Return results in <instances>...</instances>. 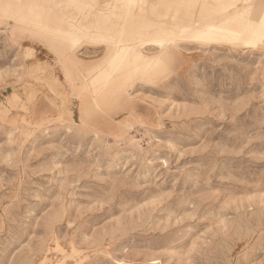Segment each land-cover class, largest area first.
<instances>
[{
    "label": "rangeland",
    "instance_id": "374dc122",
    "mask_svg": "<svg viewBox=\"0 0 264 264\" xmlns=\"http://www.w3.org/2000/svg\"><path fill=\"white\" fill-rule=\"evenodd\" d=\"M101 15L61 62L50 34L0 22V264H264V46L180 41L130 60L119 99L90 61L156 37Z\"/></svg>",
    "mask_w": 264,
    "mask_h": 264
},
{
    "label": "bare ground",
    "instance_id": "6f19581e",
    "mask_svg": "<svg viewBox=\"0 0 264 264\" xmlns=\"http://www.w3.org/2000/svg\"><path fill=\"white\" fill-rule=\"evenodd\" d=\"M89 1L0 0V22L5 18H9L12 20L13 28L21 29L24 28L23 24H30L36 29H41L44 34H50V46H55L59 50H57V55L61 62V59L66 54V47H68L66 49H70L69 46H74L81 40H88L91 34L94 33L93 29L97 27V25L94 27V23L98 19L96 16L100 15L102 17L101 14L106 15L107 12H119L120 19L117 23L119 26L121 25L122 27L121 22L127 20L128 26H126L128 28L129 26L132 27V25L136 26V33L156 37L140 41L139 44L132 43V40L128 41L131 39L129 38L125 42H120L117 49L109 56L102 55L93 59L90 63L88 62L92 67L94 66L93 69L92 67L87 69L89 71L94 70L87 76L90 83L93 84L91 85L92 88L94 87L92 92L95 93L100 90L103 91L102 94L105 93L107 95L108 93V96H112V93L109 94L111 91L116 93L113 95H117L116 97L119 99L124 98V93L126 96L129 95L126 80L129 77L128 70L132 62L130 60H136L141 57L146 60L158 58L160 61L169 63L175 58L186 56L185 46H181L180 41L212 42L217 47L223 45V42L225 44L242 43L251 47H259V44L264 46V0H242V3L233 2L232 6L226 10L224 9V11H213L211 7L212 12L210 13H203L204 11L202 10L198 11L195 8H190L189 5L193 6L191 0H171L165 5L163 11H157L155 7L154 9L152 8V6H157V4L146 7L139 5V2L135 0L133 5L124 0ZM198 1L193 0L195 4ZM206 6H209V4ZM201 7L203 6L201 5ZM74 9L82 10V12L78 13L81 16L74 14ZM144 10H152L154 16L152 12L151 16L153 18L156 17L157 21L152 19L154 22H150L149 17L145 16L148 11ZM99 20L102 21V19ZM99 20L98 22H101ZM25 28L29 29L28 27ZM169 35L178 36L179 38L170 40L168 39ZM112 39L114 40V38ZM118 39L115 41H118ZM135 39L139 38L136 37ZM153 48L154 50L156 49V52L150 53ZM72 53L70 52V56L75 58L76 55L74 53L72 55ZM78 54L76 58H82L81 55L84 52H79ZM113 98L111 99L113 100Z\"/></svg>",
    "mask_w": 264,
    "mask_h": 264
}]
</instances>
